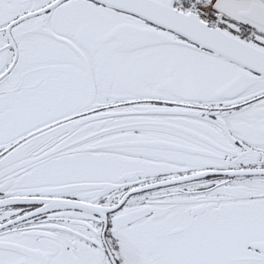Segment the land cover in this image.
<instances>
[{
	"label": "snow or ice",
	"instance_id": "obj_1",
	"mask_svg": "<svg viewBox=\"0 0 264 264\" xmlns=\"http://www.w3.org/2000/svg\"><path fill=\"white\" fill-rule=\"evenodd\" d=\"M0 264H264V0H0Z\"/></svg>",
	"mask_w": 264,
	"mask_h": 264
}]
</instances>
